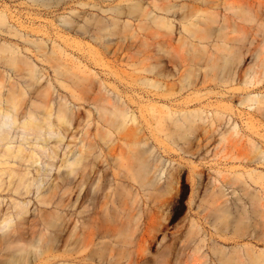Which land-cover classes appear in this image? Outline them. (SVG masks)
<instances>
[{
	"label": "rangeland",
	"instance_id": "rangeland-1",
	"mask_svg": "<svg viewBox=\"0 0 264 264\" xmlns=\"http://www.w3.org/2000/svg\"><path fill=\"white\" fill-rule=\"evenodd\" d=\"M3 10L9 18L0 24V44L16 47L43 73L25 86L23 108L40 111L31 97L48 84L52 109L67 99L64 125H78L77 138L59 153L67 151L68 161L80 157L73 166L91 177L78 209L100 204L103 224L118 227L100 239L96 264H116L124 245L129 258L117 264H199L200 253L205 264L209 254L213 264H237L239 249L264 248L256 239L264 229V0H0ZM7 68L0 66L6 86L16 79ZM250 71L255 83L244 85ZM236 72L237 81H229ZM257 93L254 110L237 104ZM107 94L126 107L121 127H114L117 111L104 114L97 102ZM227 106L236 132L218 125L214 114L213 124L204 117ZM47 152L33 165L21 164L47 172L38 190L0 191L3 213L13 199L25 201L27 218L38 223L18 242L17 228L0 230V264H52L41 257L59 226L73 240L65 205L72 196L63 193L58 215L46 194L68 167L58 169L63 160ZM42 195L48 203L38 201Z\"/></svg>",
	"mask_w": 264,
	"mask_h": 264
},
{
	"label": "bare ground",
	"instance_id": "bare-ground-1",
	"mask_svg": "<svg viewBox=\"0 0 264 264\" xmlns=\"http://www.w3.org/2000/svg\"><path fill=\"white\" fill-rule=\"evenodd\" d=\"M9 16L5 13V10L0 12V24L8 22ZM225 20L227 18L225 17ZM168 24V23H167ZM168 27L171 28L170 24ZM5 31L11 33L8 29ZM3 32V31H0ZM106 48V47H105ZM243 58V54L240 55ZM0 66L7 68L14 73L16 79L6 86L0 81V191L9 190L11 192H17L18 194H27L31 192V186H36V190L39 189L37 185V179L40 176H47V172L40 173L39 167H36L35 172L30 169V165L37 163L40 160V153H44L48 150L46 156L50 159L59 157L63 160V167H68L64 173H59L54 176L53 181L48 186L46 194L53 199L54 209L59 215V211L62 208V195L67 193L68 196H72L70 201L65 204L67 207V224L69 229V236L71 238H64V227L59 226L55 232L52 240V245L48 254L41 257L45 261H52V264H96L95 252L100 244V239L105 236H115L118 232L117 225L105 226L101 220L100 204L94 206L90 211L85 209H78L80 203L85 201L86 189L90 180L89 170L84 168L76 170L73 166L75 162L80 160V157H75L73 161H68L66 157L67 151L59 153L61 145H65L69 149L71 140L77 138L74 131L78 125H73L72 128L65 126L64 123L69 122L68 114L65 113L62 107L67 110V99L60 97V104L58 107L52 109L50 97V85L43 88L34 99L41 104V110L37 111L29 107L23 108L25 94V86L31 87L34 83L38 82L43 73H40L35 66L24 57H19L18 50L12 45L0 44ZM151 71V69H149ZM63 72V71H62ZM60 74V72H59ZM63 74V73H62ZM246 74V73H244ZM238 77L236 72L229 81H237ZM10 79V76H9ZM1 80V79H0ZM23 81V82H22ZM244 85H253L252 72L250 71L243 79ZM26 84V85H25ZM4 88H6L4 90ZM114 97V96H113ZM107 95H101V98L97 102H102L104 114L117 111L118 123L114 127L123 126L127 122V110L124 105L119 104L118 99ZM111 98L114 101H111ZM262 96L257 94H247L242 97H238L237 104H247L251 109H255V103L261 100ZM33 100L31 104H33ZM193 99H185L184 103L191 102ZM231 100V99H230ZM254 103V105H253ZM57 105V104H56ZM178 105V104H177ZM69 108V107H68ZM206 109L201 108L198 110L200 119L207 118L211 124H213V114L216 116L218 125H229V129L236 132V124L230 121V117L233 113V107H223L221 110H216L210 115L202 117ZM80 110H76L79 116ZM167 113L170 116L172 113ZM210 116V117H209ZM103 123H108V119L105 117L102 119ZM160 121L157 120L158 123ZM106 123V125H108ZM109 124L112 121L109 119ZM115 124V123H114ZM109 126V125H108ZM112 126V125H111ZM113 127V128H114ZM222 128L218 130V134H222ZM111 131H108L106 136H110ZM28 135L32 136V142L28 139ZM213 137V135L211 136ZM19 141L18 144H14L13 140ZM86 139V138H84ZM32 147V150L27 151L23 145L25 141ZM88 146V145H87ZM86 147V145H85ZM260 153L258 147H255L254 154ZM80 153L79 155H81ZM28 163L29 166L21 167V164ZM47 165L53 166L51 161H47ZM114 176V175H113ZM116 177V175H115ZM169 187L171 185H168ZM111 187V184L108 186ZM24 189L22 192L21 190ZM105 203L108 201V196H105ZM43 195L38 197L40 203H48V200ZM11 211L3 213L2 204L3 199L0 198V230L2 228H10L17 230V235L14 237L16 242L25 239V233L28 231H34L38 223L31 221L27 218L28 210L26 208V202H20L13 199L10 202ZM64 205V207H65ZM264 206V204H262ZM65 207V208H66ZM78 209V210H77ZM119 211V210H117ZM120 212V211H119ZM61 214V213H60ZM12 217L17 218L16 225L13 227L11 224ZM7 226V227H6ZM15 230V231H16ZM153 239V238H152ZM152 239H144L148 244H151ZM258 241L264 243V229H261L259 234L256 235ZM256 244H259L255 242ZM141 244H139V247ZM257 245L248 244L246 247L239 249L237 256V264H264V248H256ZM128 249L127 245H124L116 253V264L121 258H129L130 253L125 250ZM209 258V264H213L211 254ZM206 254L200 253L196 260L199 264H205ZM37 260V259H36ZM66 262V263H65Z\"/></svg>",
	"mask_w": 264,
	"mask_h": 264
}]
</instances>
